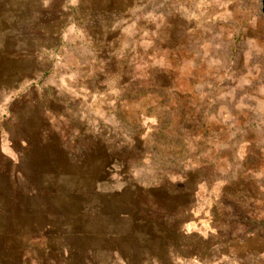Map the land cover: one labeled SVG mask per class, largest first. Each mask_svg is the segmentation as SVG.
<instances>
[{
	"label": "rangeland",
	"instance_id": "374dc122",
	"mask_svg": "<svg viewBox=\"0 0 264 264\" xmlns=\"http://www.w3.org/2000/svg\"><path fill=\"white\" fill-rule=\"evenodd\" d=\"M0 48L34 61L0 74L37 85L12 127L68 150L39 224L139 227L148 260L160 241L179 264H264V0H0Z\"/></svg>",
	"mask_w": 264,
	"mask_h": 264
},
{
	"label": "crops",
	"instance_id": "0c3cea01",
	"mask_svg": "<svg viewBox=\"0 0 264 264\" xmlns=\"http://www.w3.org/2000/svg\"><path fill=\"white\" fill-rule=\"evenodd\" d=\"M39 54V50H36L30 56L36 57ZM24 56L27 55L21 50L4 51L0 48V62L5 65L3 71L0 68L2 80L10 78L8 74L21 76L24 68L30 71L33 69L34 61ZM33 87L37 88V85L0 84V264H168V258L170 264L181 263V259H173L177 252L167 257L169 253L165 252L166 245L160 241L157 243L160 248L161 245L163 247V256L150 260L144 258L143 245L147 241L139 227H132L127 235L117 232L116 227L111 225L110 231L105 233L101 224H82L80 230L79 226L73 230L76 226L71 224L73 218L69 214L66 215V220L70 219L69 224L59 225L46 213L45 223L39 224L40 211L46 209L42 202L53 200L49 197L54 195V191L49 186L54 185V170L57 167L55 153H60L57 157L66 160L67 165L70 160L66 155L68 150L63 146L49 144L44 139L43 144H39V130L35 129L33 143V132H28L26 136L22 129L15 128V124L12 127L10 121L16 120L12 107L24 98L27 99L24 92ZM23 186L27 187L26 192ZM33 201L39 204L36 203L35 207L29 205ZM103 205L98 206L103 208ZM110 209L115 213L114 205ZM99 217L94 212L93 219ZM85 219L87 221V217ZM127 237L130 240H124ZM186 242L190 251L187 256L199 261L198 256L192 253L195 251L196 255L199 254L198 241ZM222 245L220 242H210L206 250H216L222 248ZM137 252L142 253L143 259L136 260ZM148 255L151 256V253ZM177 255L181 256L180 252ZM215 257L216 252L208 259Z\"/></svg>",
	"mask_w": 264,
	"mask_h": 264
}]
</instances>
